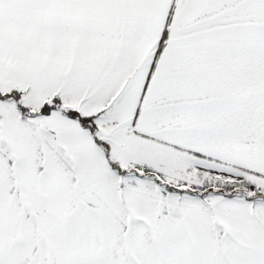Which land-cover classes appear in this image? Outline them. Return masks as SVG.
<instances>
[{
  "label": "snow or ice",
  "instance_id": "obj_1",
  "mask_svg": "<svg viewBox=\"0 0 264 264\" xmlns=\"http://www.w3.org/2000/svg\"><path fill=\"white\" fill-rule=\"evenodd\" d=\"M0 264H264V0H0Z\"/></svg>",
  "mask_w": 264,
  "mask_h": 264
}]
</instances>
